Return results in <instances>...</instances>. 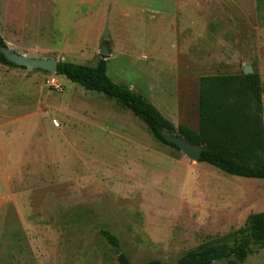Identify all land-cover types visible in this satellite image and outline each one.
Listing matches in <instances>:
<instances>
[{
    "label": "rangeland",
    "instance_id": "374dc122",
    "mask_svg": "<svg viewBox=\"0 0 264 264\" xmlns=\"http://www.w3.org/2000/svg\"><path fill=\"white\" fill-rule=\"evenodd\" d=\"M0 36L34 59L106 57L108 77L175 128L197 130L201 77L248 69L264 127V0H0ZM252 213L264 180L192 162L64 77L0 64V264H175ZM243 264H264V249Z\"/></svg>",
    "mask_w": 264,
    "mask_h": 264
},
{
    "label": "trees",
    "instance_id": "16d2710c",
    "mask_svg": "<svg viewBox=\"0 0 264 264\" xmlns=\"http://www.w3.org/2000/svg\"><path fill=\"white\" fill-rule=\"evenodd\" d=\"M7 47L0 36V48ZM106 57L95 66L59 61L56 76L117 102L147 129L156 141L179 149L164 140L162 132L186 138L193 146H202L199 163H205L226 175L264 180V127L262 86L258 74L214 75L199 79L198 128H176L142 95L113 82L107 75ZM0 64L7 62L0 53ZM25 70V68H19ZM101 237L113 248L119 242L106 230ZM252 247L264 249V213L249 214L243 227L228 234V241L202 243L180 257L175 264H243ZM117 264H133L120 254ZM144 264H166L152 260Z\"/></svg>",
    "mask_w": 264,
    "mask_h": 264
},
{
    "label": "water",
    "instance_id": "95a60500",
    "mask_svg": "<svg viewBox=\"0 0 264 264\" xmlns=\"http://www.w3.org/2000/svg\"><path fill=\"white\" fill-rule=\"evenodd\" d=\"M0 53L4 56L5 60L19 68H25L31 71L46 72L50 75L56 74V68L58 60L56 59H34L24 55H20L8 47H1ZM102 56H107L110 52L106 48H102L100 51ZM243 74L249 75L251 72L248 69L243 70ZM162 137L168 143L175 145L179 151L189 160L195 163H199L201 153L203 151L202 146H193L189 141L178 135H173L167 131L162 132ZM119 256V255H118Z\"/></svg>",
    "mask_w": 264,
    "mask_h": 264
},
{
    "label": "built area",
    "instance_id": "2783aa9c",
    "mask_svg": "<svg viewBox=\"0 0 264 264\" xmlns=\"http://www.w3.org/2000/svg\"><path fill=\"white\" fill-rule=\"evenodd\" d=\"M54 81L55 80H53V83H55ZM53 85H54V87L59 88V86L57 84H53Z\"/></svg>",
    "mask_w": 264,
    "mask_h": 264
},
{
    "label": "crops",
    "instance_id": "0c3cea01",
    "mask_svg": "<svg viewBox=\"0 0 264 264\" xmlns=\"http://www.w3.org/2000/svg\"><path fill=\"white\" fill-rule=\"evenodd\" d=\"M168 121H170L169 119H167Z\"/></svg>",
    "mask_w": 264,
    "mask_h": 264
}]
</instances>
